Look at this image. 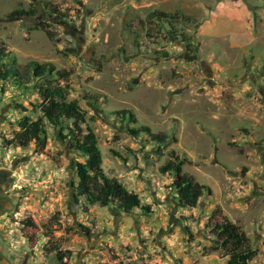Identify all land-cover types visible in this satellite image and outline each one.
<instances>
[{
    "label": "rangeland",
    "instance_id": "1",
    "mask_svg": "<svg viewBox=\"0 0 264 264\" xmlns=\"http://www.w3.org/2000/svg\"><path fill=\"white\" fill-rule=\"evenodd\" d=\"M30 9L32 17H9ZM154 11L191 21L173 28L149 19ZM0 44L21 67L73 71L70 99L99 139L105 174L152 208L128 215L84 199L76 205L72 161L84 159L51 126L43 150L6 147L20 119L42 116L33 107L42 97L0 82V182L8 187L0 191V264H58L44 252L50 224L70 264H227L213 234L225 218L257 251L250 264H264V0H0ZM122 109L177 142L135 138L114 115ZM173 150L205 188L196 208L180 209L174 177L160 173Z\"/></svg>",
    "mask_w": 264,
    "mask_h": 264
},
{
    "label": "trees",
    "instance_id": "2",
    "mask_svg": "<svg viewBox=\"0 0 264 264\" xmlns=\"http://www.w3.org/2000/svg\"><path fill=\"white\" fill-rule=\"evenodd\" d=\"M45 8L56 17H68V12L56 6L46 4ZM35 14L36 11L33 9L16 10L9 17H32ZM148 18L172 27L175 23L191 21L190 17L181 13L169 14L160 11L152 12ZM49 27L44 23L39 25L48 38L53 39L54 34L49 31ZM72 74L73 71L70 70H58L53 63L32 61L21 67L15 55L3 52L0 44V82L13 80L17 86L34 90L42 97L40 104L33 105L35 111L40 112L42 116L34 120L28 116L20 119L17 122L18 130L14 131L12 138L5 141L4 145L9 148L27 149L31 144H36L43 150L48 139V127L51 126L65 134L70 151L84 159V162L72 161V169L78 179L77 183L72 182L73 201L76 205H80L84 199L89 206L101 208L117 206L119 211L128 215L133 214L135 210L145 215L151 214L152 208L144 205L138 194L129 191L118 180L105 174L99 139L79 102L70 99L69 81ZM84 100L92 102L93 105L98 104V100L89 95H84ZM17 108L24 112L28 111L23 105H18ZM114 115L121 122L133 125L129 132L135 138L146 135L151 142L160 147L177 142L174 136L167 133H154L148 126H137L138 120L130 109L116 111ZM186 162L185 157H180L173 150L169 153L168 161L160 168L162 175L169 174L174 177L172 187L177 192V205L183 210L196 208L205 190L196 183L193 176L183 172ZM87 211L85 207L84 212ZM27 224L29 227L34 226L31 221ZM45 230L46 237L49 238L44 248L45 254H55L58 264H70L71 253L62 251L54 242L55 230L51 224L46 225ZM213 234L224 248L227 264H250L257 256V251L246 233L228 219L216 223Z\"/></svg>",
    "mask_w": 264,
    "mask_h": 264
},
{
    "label": "flooded vegetation",
    "instance_id": "3",
    "mask_svg": "<svg viewBox=\"0 0 264 264\" xmlns=\"http://www.w3.org/2000/svg\"><path fill=\"white\" fill-rule=\"evenodd\" d=\"M1 176H3L4 180L7 179L6 174L5 173H0V178ZM0 191H8V187H6V185L4 187H1V182H0Z\"/></svg>",
    "mask_w": 264,
    "mask_h": 264
}]
</instances>
